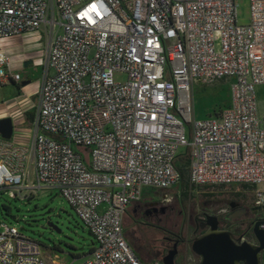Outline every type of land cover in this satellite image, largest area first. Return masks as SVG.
<instances>
[{
    "label": "built area",
    "instance_id": "2783aa9c",
    "mask_svg": "<svg viewBox=\"0 0 264 264\" xmlns=\"http://www.w3.org/2000/svg\"><path fill=\"white\" fill-rule=\"evenodd\" d=\"M249 9L250 22L239 24L235 0H0V86L20 81L25 59L16 61L5 41L45 33L30 132L0 135V190L64 197L96 243L76 264H164L136 254L123 215L148 189L169 201L165 190L182 173L189 192L250 188L253 219L238 230L256 241L252 225L264 219V115L255 98L264 83V0H249ZM115 72L125 81H114ZM219 81L229 82V104L195 118L192 85ZM180 146L189 155L175 165ZM0 227V264H48L38 240ZM181 264L199 257L190 251Z\"/></svg>",
    "mask_w": 264,
    "mask_h": 264
},
{
    "label": "rangeland",
    "instance_id": "374dc122",
    "mask_svg": "<svg viewBox=\"0 0 264 264\" xmlns=\"http://www.w3.org/2000/svg\"><path fill=\"white\" fill-rule=\"evenodd\" d=\"M235 4L237 23L248 24L251 18L249 0H235ZM5 42V46L14 52L12 55L16 61L24 58V61L32 60L28 65H24L23 62L22 66L16 69L21 76L19 82H8L0 86V118L9 117L12 133L23 137L25 133L29 134L28 131L30 132L32 127L26 112L30 110L34 112L39 92L45 33L42 30L24 37L14 36ZM113 79L125 81L126 74L115 72ZM23 81L27 83L22 85ZM255 98L257 112L262 117L264 83L255 86ZM192 101L195 118L209 116L214 109L229 104V82L219 81L207 86L195 82L192 85ZM185 126L187 138L190 139V125L186 123ZM73 148L80 154L86 153L78 146ZM188 155L189 147L180 146L174 160L175 165L185 162ZM186 188L184 176L181 182L165 190L175 198L181 197L183 208L178 204H174L171 208L166 203H162L161 192L155 189L146 191L143 198L138 201L137 210H134L137 202L126 207L123 215L124 235L136 254L143 260L153 257L157 250L171 241L177 246L174 261L176 264H181L183 257L191 251L190 245L194 234L190 221L193 214L201 211L202 208L215 213L219 209L227 211L230 209L229 206H233L232 202H238L247 210L245 217L241 216L236 221L243 226L247 225L248 219L253 215L251 209L253 192L250 188L241 185L197 186L190 192ZM178 191L180 193H177ZM153 203L164 206L165 210L151 214L143 211ZM261 213L264 215V209ZM0 222L15 225L25 235L38 240L42 244L43 255L48 264H76L96 244L94 237L75 210L56 190L40 189L37 192L24 190L21 194L9 189L0 190ZM262 264H264V256Z\"/></svg>",
    "mask_w": 264,
    "mask_h": 264
},
{
    "label": "water",
    "instance_id": "95a60500",
    "mask_svg": "<svg viewBox=\"0 0 264 264\" xmlns=\"http://www.w3.org/2000/svg\"><path fill=\"white\" fill-rule=\"evenodd\" d=\"M32 62L25 60L24 65ZM27 81L21 82L25 85ZM12 134V124L9 117L0 118V135L9 138ZM242 210L233 217H239ZM264 219H257L252 225V232L256 241L235 236L230 230L220 228L216 215L206 216L208 228L195 236L191 242V251L199 257V264H262L264 256V230L260 227ZM177 253L176 243L161 258L164 264H175L174 257Z\"/></svg>",
    "mask_w": 264,
    "mask_h": 264
},
{
    "label": "flooded vegetation",
    "instance_id": "af4514ba",
    "mask_svg": "<svg viewBox=\"0 0 264 264\" xmlns=\"http://www.w3.org/2000/svg\"><path fill=\"white\" fill-rule=\"evenodd\" d=\"M160 198H161V194H160ZM160 201H162V200H160ZM138 203L139 202H137V204H135L134 210H137V207L139 206ZM162 203H166L167 206L169 205L171 208L173 207L174 204H178L180 207H182L183 199L181 197L175 198L173 196L169 201H167V202L162 201ZM232 203H233V206H229L230 209L225 211V212H223V211H221V209H219L215 213H210V212L206 211L205 208H202L201 211L193 214L192 219L190 221L191 225H192V232L194 234L193 238L208 228V225H206V216L210 215V214L216 215V217L218 219V225L220 228L230 230L235 236L241 235L243 232H241L240 230L237 229L241 225H240V223L239 224L236 223V221L241 216L245 217L247 210H246L245 206L240 205V203H238V202H232ZM158 210H165V207L164 206H157L156 204L153 203L151 205H148L147 208H145L143 211H145L147 214H151L153 212H157ZM240 210H242L241 215L238 218L233 217L232 214H236V213L240 212ZM252 219H253V215H252V217H250L248 219L247 225L244 226L245 228H247L251 225ZM173 243L174 242H171V241L166 242L160 250H157L155 252L154 256L158 255L161 257V256L165 255L167 253V251L172 248ZM151 258H153V257H151Z\"/></svg>",
    "mask_w": 264,
    "mask_h": 264
},
{
    "label": "trees",
    "instance_id": "16d2710c",
    "mask_svg": "<svg viewBox=\"0 0 264 264\" xmlns=\"http://www.w3.org/2000/svg\"><path fill=\"white\" fill-rule=\"evenodd\" d=\"M26 117H27V119H29L30 121H32L33 118H34V112L31 111V110H30V111H27V112H26ZM183 179H184V173L181 174V179H180V180L182 181ZM181 181H180V182H181ZM34 220H35V219H34ZM89 232H90V231H89ZM41 245H42V244H41ZM92 248H93V247H92ZM92 248H91V249H92ZM91 249H90V250H91Z\"/></svg>",
    "mask_w": 264,
    "mask_h": 264
},
{
    "label": "crops",
    "instance_id": "0c3cea01",
    "mask_svg": "<svg viewBox=\"0 0 264 264\" xmlns=\"http://www.w3.org/2000/svg\"><path fill=\"white\" fill-rule=\"evenodd\" d=\"M25 35H27V34H22V37H24ZM21 36V35H20ZM14 48V47H13ZM9 51L11 52V54H13L14 52H12V50H10L9 49ZM3 118V117H2ZM186 187H187V185H186ZM187 189V188H186ZM151 259V258H150ZM147 260H149V259H147Z\"/></svg>",
    "mask_w": 264,
    "mask_h": 264
}]
</instances>
